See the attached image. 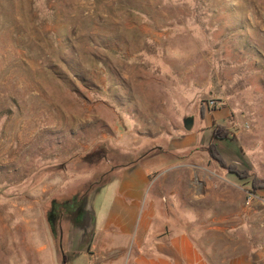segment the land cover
<instances>
[{
	"label": "rangeland",
	"instance_id": "1",
	"mask_svg": "<svg viewBox=\"0 0 264 264\" xmlns=\"http://www.w3.org/2000/svg\"><path fill=\"white\" fill-rule=\"evenodd\" d=\"M210 97L229 134L206 128L200 142L245 177L199 145L193 176L141 157L183 133L184 117L199 127ZM137 158L172 176L165 211L208 264H264V0H0V264H84L61 252L50 203ZM93 194L100 221L108 198Z\"/></svg>",
	"mask_w": 264,
	"mask_h": 264
},
{
	"label": "crops",
	"instance_id": "2",
	"mask_svg": "<svg viewBox=\"0 0 264 264\" xmlns=\"http://www.w3.org/2000/svg\"><path fill=\"white\" fill-rule=\"evenodd\" d=\"M227 114L226 108L222 107L210 112L203 110V115H199V127L194 128L193 120L189 131L184 130L171 138L166 146L158 143L150 147L141 157L152 154L157 161L177 159L180 164L175 168H181V171L175 175L193 176L184 169L190 164L187 161L191 149L196 145L207 148L213 139L203 146L200 142L204 138H201L203 130L208 128L212 133L213 125L220 123ZM139 159L123 173L110 176L98 189L89 192L86 205L89 224L81 227L69 222V229L62 226L63 231L58 234L61 252L69 250L74 259L81 257L84 264H208L192 233L186 227L174 228L176 223L165 211L167 204L175 206L172 202L175 192L168 189L172 176H155L158 173L155 167L143 164ZM195 176L202 178L208 174L203 171ZM105 185L106 192L99 191ZM201 185L196 183L197 188ZM148 189H153L150 198L145 197ZM92 194L93 199L96 196L100 200L103 195L108 198V203L99 209L102 211L100 221L95 206L90 203ZM161 207L164 213H161ZM66 261L63 259L62 263Z\"/></svg>",
	"mask_w": 264,
	"mask_h": 264
},
{
	"label": "flooded vegetation",
	"instance_id": "3",
	"mask_svg": "<svg viewBox=\"0 0 264 264\" xmlns=\"http://www.w3.org/2000/svg\"><path fill=\"white\" fill-rule=\"evenodd\" d=\"M90 189L91 187H87L77 198H70L65 203L51 201L47 216L53 229L58 228L62 232L63 221L81 226L87 212L86 199Z\"/></svg>",
	"mask_w": 264,
	"mask_h": 264
},
{
	"label": "trees",
	"instance_id": "4",
	"mask_svg": "<svg viewBox=\"0 0 264 264\" xmlns=\"http://www.w3.org/2000/svg\"><path fill=\"white\" fill-rule=\"evenodd\" d=\"M200 114H201V116L203 115V109H201ZM228 134H229V132H228L227 128L225 126H223L222 124H216L215 123L213 125V130H212V137L213 138H215V139H225V138H227ZM191 150H193V149H191ZM206 150L208 151L210 156L218 162L219 165H221L222 167H226L229 171L237 174L238 177H240V178L245 177V176H243V173H244L243 171L235 169L233 166H231V165L226 163V161L224 160V158L222 157V155L218 151L216 144L213 141L208 144ZM251 185L253 187V190H255L256 188L259 187L260 182L257 183V182H255L254 179H252L251 180ZM80 194H81V192H77V193L72 194L71 197L65 199L63 201V203L68 201V199H70V198H72V199L77 198ZM53 201H56V200L53 199ZM86 202H87V199H86Z\"/></svg>",
	"mask_w": 264,
	"mask_h": 264
},
{
	"label": "built area",
	"instance_id": "5",
	"mask_svg": "<svg viewBox=\"0 0 264 264\" xmlns=\"http://www.w3.org/2000/svg\"><path fill=\"white\" fill-rule=\"evenodd\" d=\"M221 105V102L215 97H210L203 102V106L206 110L217 109ZM233 125H237V122H233ZM244 127H248V122H243Z\"/></svg>",
	"mask_w": 264,
	"mask_h": 264
},
{
	"label": "water",
	"instance_id": "6",
	"mask_svg": "<svg viewBox=\"0 0 264 264\" xmlns=\"http://www.w3.org/2000/svg\"><path fill=\"white\" fill-rule=\"evenodd\" d=\"M193 120H194L193 115H188V116L183 118V127L185 128V130L189 131L192 128ZM89 219H90V215L88 212H86V215H85L84 220L81 224V227L87 226L89 224Z\"/></svg>",
	"mask_w": 264,
	"mask_h": 264
}]
</instances>
